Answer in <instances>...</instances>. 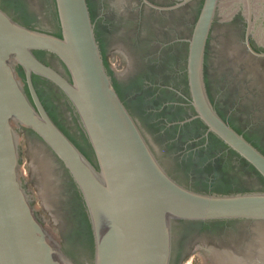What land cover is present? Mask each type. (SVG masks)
<instances>
[{
  "label": "water",
  "instance_id": "95a60500",
  "mask_svg": "<svg viewBox=\"0 0 264 264\" xmlns=\"http://www.w3.org/2000/svg\"><path fill=\"white\" fill-rule=\"evenodd\" d=\"M0 264H264V0H0Z\"/></svg>",
  "mask_w": 264,
  "mask_h": 264
}]
</instances>
